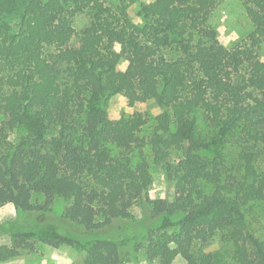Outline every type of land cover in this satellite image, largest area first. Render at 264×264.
I'll list each match as a JSON object with an SVG mask.
<instances>
[{"label": "trees", "instance_id": "16d2710c", "mask_svg": "<svg viewBox=\"0 0 264 264\" xmlns=\"http://www.w3.org/2000/svg\"><path fill=\"white\" fill-rule=\"evenodd\" d=\"M222 1L143 2L136 22L126 3L0 0V211L51 215L63 199L56 222L93 240L41 241L83 249L80 264H124L110 238L136 205L150 260L264 264L247 218L264 203V0H243L255 29L233 48L212 23ZM116 95L162 111L112 119ZM147 148L173 196H152ZM23 249L36 245L13 234L0 263Z\"/></svg>", "mask_w": 264, "mask_h": 264}, {"label": "rangeland", "instance_id": "374dc122", "mask_svg": "<svg viewBox=\"0 0 264 264\" xmlns=\"http://www.w3.org/2000/svg\"><path fill=\"white\" fill-rule=\"evenodd\" d=\"M20 1V0H19ZM108 4L126 3L130 17L138 22L141 3H150L153 0H105ZM212 23L218 30L219 39L227 48L243 45L255 27L249 18L243 0H224L215 10ZM83 20L78 19L77 27L83 26ZM260 59L264 62V43L259 48ZM122 67H126L123 61ZM109 115L112 119H119L123 115H130L136 111L148 113L155 117L161 113V108L154 102L138 104L131 107L125 97L114 96L108 106ZM200 129L205 135L208 127L200 118ZM148 161L151 164L153 173V185L151 194L154 198L165 195L173 196L174 189L164 177V170L153 161L151 149H146ZM68 203L63 199L58 200L52 214L62 215ZM133 219L126 222L122 231L110 239L120 242L125 247L124 264H160L159 260H150L146 251V236L138 221L144 218L143 209L136 205L132 208ZM45 213H27L17 210L14 206L8 205L0 211V244L11 243L13 234L26 233L29 240L36 245L35 250L23 249L20 255L4 261L0 264H80L85 256L81 248L63 245L59 248L42 243V235L45 232H57L63 236L79 240L82 245L87 244L92 237L84 233L83 227L78 224L68 226L59 225L54 216ZM248 221L253 231L264 239V203L254 206L247 213ZM224 254V253H223ZM226 261V256L222 255ZM174 264H185V261L178 257ZM227 264V262H226Z\"/></svg>", "mask_w": 264, "mask_h": 264}]
</instances>
